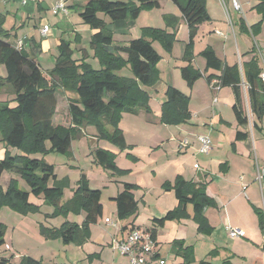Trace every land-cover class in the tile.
I'll use <instances>...</instances> for the list:
<instances>
[{
  "label": "trees",
  "instance_id": "obj_1",
  "mask_svg": "<svg viewBox=\"0 0 264 264\" xmlns=\"http://www.w3.org/2000/svg\"><path fill=\"white\" fill-rule=\"evenodd\" d=\"M170 1L179 8L181 17L164 15L165 29L142 28L140 37L131 40L128 46L114 45V34L99 14L107 16L112 23L135 21L142 12L160 9L161 0L88 1L79 12L83 24L94 32L88 48L81 50L80 59H75L78 52L76 46L81 44L82 37L76 34L72 39H66L63 34L57 46L55 64L48 73L42 71L38 62L42 53L41 44L33 43L30 50L14 47L8 42L11 32L4 28L5 17L0 16V66L6 69V76L0 75V94L9 91L12 95L11 100L0 101V143L5 151L4 157L0 158V211L7 207L22 216L38 214L40 207L31 203L30 197H42L43 204L54 209L47 217L66 219L59 228L40 225V234L46 240H60L64 246L76 247H82L90 240L91 226L96 225L103 217L101 191L92 189L88 178L82 174L72 198L64 202V191L69 187V179L59 180L55 166L47 163L45 156L60 154L71 159L73 141L82 139L85 129L90 127L96 130L99 141H107L121 152L130 150L119 124L124 113H151L150 89L166 97L162 105L161 124L187 125L191 120L190 100L161 79L158 64L162 57L153 46L158 42L171 53L178 41L182 23L189 31V42L183 54V60L188 65L181 69V76L188 87L192 89L201 78H206L209 84L218 79L221 88L232 89L235 96L233 110L237 122L240 126H247L249 121L245 111V85L251 113L257 122L262 121L264 84L260 75L263 66L255 53V47L251 51L252 58L243 63L242 69L238 65L225 64L210 47L200 53L205 61V72L195 69L192 64L194 39L199 26L211 21L207 0ZM253 1L257 2L254 10L263 19L251 27L242 18L238 24L241 33L257 36L264 20V0ZM90 58L97 60L98 69L89 62ZM124 70L129 74L123 73ZM209 70L218 71L221 75L206 76ZM59 91L75 95L68 105L69 126L53 123L57 114ZM11 103H15V106L12 107ZM257 122L253 124V128L261 131ZM236 139L247 140L248 134L238 132ZM47 142L50 143L49 148ZM13 150L18 153L13 154ZM92 156L96 165L112 177L128 174L117 166L116 155L112 152L98 148L92 151ZM127 158L137 161L131 154H127ZM4 173L16 177L10 179L7 188L1 184ZM17 178L26 183L28 191L20 189ZM137 189L136 185L126 183L124 190L113 199L121 223L122 239L137 229L135 222L139 207L133 194ZM163 189L166 192H175L178 206L163 218L153 220L155 227L147 232L154 240L157 238L156 227L162 228L167 222L190 218L187 213L188 205L193 206V220L198 225V232L206 236L212 235L213 228L208 223L205 211L216 207V203L208 197L206 186L188 182L179 176L174 184L166 182ZM255 212L259 219V228L264 234V212L257 208ZM82 214H85V218L81 224L67 220L70 215L78 217ZM5 234L6 226L0 222V248L6 245ZM171 252L181 259L182 264L195 262L194 247H186L183 240L173 241ZM212 256H216L215 253ZM92 257H96V254L89 256L90 259ZM10 261L8 258H0V264H10ZM18 264H43V261L23 256ZM199 264L213 263L204 260ZM222 264H232V261L226 259Z\"/></svg>",
  "mask_w": 264,
  "mask_h": 264
},
{
  "label": "crops",
  "instance_id": "obj_2",
  "mask_svg": "<svg viewBox=\"0 0 264 264\" xmlns=\"http://www.w3.org/2000/svg\"><path fill=\"white\" fill-rule=\"evenodd\" d=\"M54 1L55 0H0V16H4L6 20L4 28L7 31L11 32V38L8 40V42L16 48L17 45L22 42L23 47L27 50L33 48V43L41 44L42 53L39 55L38 61L42 65L43 63L41 61V57L44 55L46 56L48 54H52L54 52L53 50L55 46H58L60 37L63 34L65 35V38H68V34H70L71 39L76 34L80 35L78 30L74 26V23L69 19L68 16L60 17L55 15L57 19L52 25L50 24L48 19H43L45 16L50 14V9L54 4ZM209 1L210 0H207V10L210 15L211 21L199 26L198 34L194 39L195 48L196 44H200V48L198 49L200 51H198V53L200 54L202 51L210 47L215 51L221 61H223L225 64H227L228 66L238 65L242 69L243 63L248 62L252 58L253 54L251 53V51L255 47V53L259 56L261 65L264 69V48L260 47V39L264 37V24L262 25V28L257 36L241 33L238 24L239 20L242 18L246 21L247 26L251 27L262 20L260 14L256 12V16L252 15V21L250 22L248 17L246 16L249 15L248 12H243L244 15L236 13L234 14L232 27L225 26L227 22L223 21L219 17L214 16L210 11ZM219 2L220 0H212L211 4L214 9L219 8ZM242 2L244 3V6L250 7V10H254V7L257 5V3H252V0H242ZM162 4L163 1L161 0L160 9H162ZM68 6L70 8V14L76 11V4L73 2V0H68ZM216 11L218 12L220 10ZM144 13L149 12H142L139 18H141ZM100 15L101 14H99V17H101ZM164 15L165 14H163V16ZM166 15L181 17V14L176 15L175 13ZM139 18L136 21H138ZM101 19L104 20L102 17ZM162 21L164 26H162L160 29H165L164 19ZM135 22L121 21L115 23H107L105 21V23L107 24V28L113 32L114 37L116 34H119L126 38H128L132 30L134 32L138 31ZM47 24L51 26L52 30L49 35L44 38L41 34L40 26H44ZM144 24L145 25H142L141 29L149 27L147 23ZM168 31L171 32L170 29H168ZM216 31L222 32L224 37L217 35ZM93 33L94 32L92 31V34ZM246 36L248 39L255 40V43L252 46L247 45L249 42L247 41V38H245ZM177 40L178 41L176 42L175 47L176 45H181L183 47L182 55L176 58V60H179L180 63H174L171 60L169 64L175 65V68L178 69V73L181 76V69L188 65V63L183 60V54L185 47L189 42L188 27L183 23ZM258 40L260 43L257 42ZM86 44L87 43L84 42V38L82 37L81 44L77 45L76 47L85 48L83 45ZM197 59L194 58L192 62L194 68L205 72V61H199ZM52 68L53 67H51V69ZM208 75L220 76L221 73L218 71L209 70L206 73V76ZM4 76H6V74ZM176 84L173 83L171 86H174V88L179 90L190 100L189 111L191 113V120L187 125L173 126L161 124L160 118L162 115V105L164 102L160 100L158 104V116L154 115V111L151 105L152 103H150L151 113L140 111L137 115L127 113H124L122 115V120L119 126L124 133V137L128 146L131 147V149L125 151L124 154H131L137 159V161H133L126 158L127 160H129V162L124 160V164L128 165L129 169H126L128 167H122L119 164V156H121L123 152H121L118 148L113 145H106L101 148L115 154V162L117 166L122 169L125 168L124 171L128 172L127 175L118 179L116 177H111L110 185L105 187V189L108 190L111 186L115 189L113 193L114 195L110 197L112 204H114L113 214H115L117 222H120L117 217V206L113 199H115L118 194H120L124 190V184H132L127 182L126 179L133 175V169H137L142 166V162L140 161V159L133 154V152L137 150L136 145L128 142L127 134H129L130 136L139 137L145 142L148 141L149 135L147 136V129H142L140 126L142 123H140V117H142V115H144L143 113H145V117H147L145 118L147 120L145 122L150 125L148 128L149 133L151 134L152 132L153 124H156L159 121L161 125H164V127H162V131H164L163 134L166 136L164 139H159V142L156 145L151 146L148 144L149 156L153 157V159H151L153 160V163L150 164V166L153 165V167H151L152 169H150L152 176L149 175V180L151 183L154 181L158 182L159 177L157 176V171L160 170L161 173H164V178L162 179V181L160 180L161 183L159 182L158 186L164 192L166 197H173V200H170V204L164 207L165 213L163 217L169 211L175 209L178 206V200L176 199L175 192H166L164 191L163 186L166 182L174 184L176 178L179 176L188 182L206 186L208 197L214 200V202L216 203V207L208 208L205 211V216L208 220V223L213 228L211 236H206L198 232V225L193 220L194 211L192 205L187 206V213L190 218L182 219L180 221L167 222L164 227L156 228V242L158 244V253L153 258V263L151 262L149 264H155L158 260H164L166 264H169L168 260L165 258V254L170 252L173 255V253L171 252V247L173 241L175 240H183L186 247H194L195 262L193 264H199L204 260L210 261L213 264H222L226 259H230L232 261V264H264V234H262L259 228V219L255 212V208L260 209L255 203L257 199V193L259 190H264V116L261 122H257L254 116L253 120L251 116H248L247 109H245L249 123L247 126H240L237 122L236 115L233 110V106L235 104V96L231 88L223 87L220 88L219 91L215 92L212 89L211 85L207 82L206 78H201L196 81L193 88L191 89L188 87L187 82L182 78V76L180 80L178 79ZM198 88L199 90L197 92ZM4 95L8 96V98L3 99L2 97H4ZM213 95L215 97H213ZM11 97L12 95L5 91L4 93L0 94V101L11 100ZM244 97L246 105L250 110L245 85ZM194 103H196V105L198 104V108L196 110H193L192 107ZM10 105L14 107L15 103H11ZM209 119L210 121L208 123L207 121ZM255 122H257L259 128H261V131L253 128V124ZM212 127L217 131L214 138H212L211 134L209 133V129ZM142 130L144 131V133L141 132ZM173 132L175 135H172L173 137H168L167 134H173ZM238 132L247 133L248 139L244 141H238L236 139ZM93 134L94 135L90 137H85L83 140L86 139L88 141L87 143L92 145L95 142H100L96 137V132H93ZM199 134H207L211 138L213 150L209 155L198 153L199 144L196 140V137ZM173 139H176L178 141ZM251 139H255V141H253V149L255 154L251 151ZM183 140H187L189 145L185 149L179 150V143ZM81 141L82 140H80V142ZM170 142H173L174 144L169 146ZM73 143V157L71 159L75 160L76 158L73 149ZM92 148L90 155H92L93 150L98 149V147L96 148V146H93ZM4 153L5 151L0 152V158L4 157ZM12 153L15 154L13 151ZM90 155L89 157L91 158ZM93 161L94 165H96L94 158ZM257 164H259L262 168L261 171L263 175L261 176L259 174L257 176V173L255 172ZM196 165L199 166L198 169L195 168ZM70 167L72 169H77V167H74L73 165H71ZM55 172H57L56 167ZM5 174L6 173L3 174V177ZM82 174L84 173L82 172L80 174V178ZM56 175L58 176V178L60 177L57 173ZM10 176V179L16 178L12 174ZM262 177L263 179H261ZM18 180L20 181V179ZM257 180L260 182L259 187L256 184ZM113 182L118 183V186L116 188L114 187V185H112ZM133 185H136L138 187V189L134 191L133 194L136 201L138 202L139 212L141 210L140 203L142 202L145 207L143 209H145L147 212L149 211L150 213V210H148L149 205L147 202L150 194L148 195V197L147 194L144 195V188L139 185V183H133ZM77 186L78 185L76 184V186L73 187L70 183L71 192L67 200L72 198L74 191L77 189ZM99 191H101L103 196V191ZM242 191L244 194L238 195L239 192ZM247 193H249V196L247 195ZM30 202L40 207V213H42L43 211H45V214L47 215H50L52 213V208L43 204V199L35 198V200L33 201L31 196ZM101 203L104 208L103 217L98 221L96 225L91 226L92 235L90 240L82 247L75 246V249L73 248L74 245H69L68 249L73 253L71 254V256H66L65 261H63L62 264L129 263V259L125 256L117 254L113 247L115 239L122 240L120 236L121 223L119 224L118 228L112 229V226L106 223V219H110L111 215L109 216L105 213L106 208L104 203L102 202V197ZM154 216L155 215L152 216V224L153 220L157 218ZM84 218L85 214H82L78 219L79 221L76 222L78 224H81ZM250 219H252L254 222L252 224L253 227H255L254 231H247L246 221ZM67 220L69 222H74L71 220V218H68ZM65 221L66 220L64 219L61 225ZM227 225H231L232 227L243 230L245 234L244 238L231 239L226 232ZM135 226L137 229L142 230L137 223V219L135 222ZM66 253L68 252L66 251ZM74 253H76L78 256L77 260L75 259L76 257ZM214 253L216 256H212V254ZM94 254H96V257H92L90 259L89 256H92ZM198 254H200V256H198ZM57 256L59 255L56 254V256L53 258V264H58V261L56 259ZM175 259L176 261L172 264H182L181 259L176 257Z\"/></svg>",
  "mask_w": 264,
  "mask_h": 264
},
{
  "label": "rangeland",
  "instance_id": "obj_3",
  "mask_svg": "<svg viewBox=\"0 0 264 264\" xmlns=\"http://www.w3.org/2000/svg\"><path fill=\"white\" fill-rule=\"evenodd\" d=\"M88 1L90 0H73V2L76 4V11L69 14V19L74 23V26L76 27V29L78 30V32L80 33V35L84 38V42H86V45H83L85 48H78L76 47V50L78 51L76 53V55L74 56L75 59H80L81 58V49L85 50L88 48L89 46V41L92 35V31L89 28V26L83 24L82 20L79 17V12L80 9L83 5H85ZM113 1H117V0H113ZM163 4H162V9H155L152 11H145V12H149V13H144L141 18H139L138 21H133L136 24L137 27V32H134L133 30L131 31V34L128 36V38L123 37L119 34H116L114 37V45L116 46H128L129 42L133 39H137L140 37V29L142 27V25H145L144 23H147V25H149V27H155V28H161L162 26H164L163 24V14H170V13H175L176 15L181 14L179 8L174 5L170 0H162ZM212 0L209 1V5H210V11L213 13L214 16L221 18L223 21H226L227 24H225V26H229L228 23V14L226 12V10L223 8V6L219 5V8L214 9L212 4H211ZM254 2V4H256V1L252 0V3ZM240 3L242 5L243 8V12H248L249 15H246L249 19V21H252V17L255 15L256 16V11L254 10H250V7L248 6H244V3L242 2V0H240ZM207 5V4H206ZM228 10H229V15L231 17V20L233 22L234 19V14L239 13L241 15H244L242 12H235L232 5L228 4ZM52 7V6H51ZM216 10H220V11H216ZM223 14V15H222ZM251 14V15H250ZM253 15V16H252ZM107 23H111V20L101 14L100 15ZM61 17V16H60ZM100 17V18H101ZM261 19H263V17L260 15ZM48 19L50 24L52 25L54 23V21L57 19V17L51 12L50 10V14H48L47 16H45L43 19ZM130 22V21H129ZM263 24H264V20H263ZM43 26H40V29H42ZM70 33V32H69ZM70 38V34H68ZM247 38V36L245 37ZM67 39V37H66ZM247 41L249 42L247 45L252 46L255 43V40L253 39H248ZM258 43L261 42L260 47L264 48V37L257 41ZM198 43V42H197ZM154 48L158 51V53L161 55L162 59L160 61V63L158 64V69L161 72V79L169 84L172 85L173 83H177L178 79L180 80L181 76L178 73V69L175 68V65L169 64L170 61L172 60L174 63H180L179 60H176V58L180 57L183 53V47L181 45H176V47L174 48L173 52H167L165 49H163V47L158 43L155 42L153 44ZM202 47V45H201ZM200 48V44H196V48L194 45V58H198L197 60H203L200 57V54L198 53V50ZM54 52L52 54H48V55H44L41 57V61L43 63V65L39 62L42 71L45 73H48L51 70V67L54 66L55 64V59L56 56L58 55V50H57V46H55ZM263 53V52H262ZM92 57V53L90 52ZM89 62H91L93 64V66L95 68H99V64L97 62V60H93V59H89ZM129 74V72L127 70H124L123 73ZM6 74L5 72V68L4 66H0V75L4 76ZM179 74V75H178ZM214 81H216L215 84H212ZM218 84V85H217ZM178 85V84H176ZM211 87L212 89L217 92L220 90V85H219V81L218 79H214L211 82ZM218 90H217V87ZM174 87V86H173ZM199 88L197 89L198 92ZM9 92V91H8ZM149 92L151 93V100L150 103H152V108L154 111V115L158 116L157 114L159 113L158 111V104L161 101L165 102L166 101V97L163 95H158L154 92L153 89H150ZM202 93V91H201ZM153 97V98H152ZM213 97H215L213 95ZM212 97V98H213ZM3 99L8 98V96L2 97ZM12 98V97H11ZM75 98V95L73 94H69V93H64L62 91H59L57 93V99H58V106H57V114L54 118V125H64V126H69L70 125V117H69V113H68V105H69V100ZM193 110H196L198 108V104L196 105V103H194V105H192ZM245 109H247L248 112V116H251L252 120H253V115L251 114L248 106L246 105L245 102ZM144 115H142V117H140V123H141V128L144 129L146 128V132H147V136L148 137V141L145 142L143 139L139 138V137H135V136H130L128 135V142L132 143L134 145H136V151L133 152V154L135 156H137L140 161L142 162V166L137 168V169H133L134 173L131 177H128L126 179L127 182L129 183H139V185H141L144 188L143 194L146 195L147 197L150 194L149 198L147 199L148 202V210H150L147 212L144 207V204L141 202V210L138 214V218H137V223L139 224V226L141 227L142 230L147 231L150 230L152 227H155L152 224V216L155 215L154 217L157 218H161L164 215V207L167 206L168 204H170V200H173V197H166V195L164 194V192L161 190V188L158 186V183L160 182V180L162 181V179L164 178V173H161L160 170L157 171V176L158 178V182L154 181V182H150L149 180V175L152 176L150 169H152L150 166L151 163H153V157L149 156V151H148V144L149 145H156L159 142V139H164L166 136L163 134L164 131H162V127H164V125H161L159 123V121L156 124H153V129L151 134L148 131L149 128V124H147L145 121H147L145 118L146 114L143 113ZM210 119L207 121L209 123ZM120 125V124H119ZM209 133L211 134L212 138H214L217 133L216 130L212 128L209 129ZM93 132L95 133L96 130L92 127L85 129V136L82 139H77L75 141H73V149L75 152V160L74 159H69L63 155L60 154H50L45 156V160L47 163L52 164L56 167L57 169V174L60 176L58 179H64V178H68L69 179V187H67L64 191V198L63 201L65 202L68 197L70 196V183L71 185L74 187L77 184V181L80 178V174L83 172L88 180L91 183V188L92 189H96V190H102L103 191V196H102V202L105 205V213L107 215H111L110 219H112L114 222H117L116 216L115 214H113L114 211V204H112L111 198L114 194V188L111 186L108 189H105L106 186L110 185L111 182V175L110 173L104 171L102 168L94 165V161H93V156L90 155L91 153V148L93 146H96V148H103L104 146L108 145V146H112L109 142L107 141H103L101 140L100 142H95L93 145L87 143L88 141L85 139L83 140L85 137H90L93 134ZM141 132L144 133V131L142 130ZM133 133V132H132ZM141 133V134H143ZM168 137H173L175 134L173 132V134L169 133L167 134ZM173 135V136H172ZM202 135V134H199ZM97 136V133H96ZM80 140H82L80 142ZM176 140V139H173ZM178 141V140H176ZM253 141H255V139H251V144H252V152L255 154L254 149H253ZM259 142V141H257ZM171 146L172 144H174L173 142L169 143ZM47 147H50V143L47 142ZM93 149V148H92ZM4 148H3V144L0 143V152H3ZM154 151V150H153ZM164 151V150H163ZM14 153H18L17 150H13ZM190 153V151H189ZM89 155L91 156V158L89 157ZM124 154V152L121 154V156H119V164L122 167H128L126 169H129V166L124 164V160H126L127 162H129V160H127V155ZM39 157H42L39 155ZM182 157V156H181ZM155 158V157H154ZM162 160V159H161ZM162 163V162H161ZM73 165L74 167H77V169L75 168H71L70 166ZM120 168V167H119ZM122 169V168H120ZM125 169V168H124ZM122 169V170H124ZM262 168L259 164H257V168H256V173L257 176L258 174L261 176L262 174ZM10 173H6L4 175V177L2 178V186L4 188H7L6 186H8L9 181H10ZM69 176V177H68ZM121 178V177H116ZM263 179V177L261 178ZM161 183V182H160ZM20 184V189L24 190V191H28V186L26 185V183L20 179L19 181ZM256 184L259 187L260 182L257 180ZM262 184V182H261ZM112 185H114V187L116 188L118 186V183H112ZM159 187V188H158ZM70 188V189H69ZM146 188V189H145ZM148 188V189H147ZM240 194H244L243 191L239 192L238 195ZM246 194V193H245ZM247 195L249 196V193H247ZM140 198V197H139ZM42 199V197H41ZM32 200H35V197L32 196ZM146 200V199H145ZM258 207L264 212V190L262 189L261 191L259 190L257 193V199L255 202ZM49 207V206H48ZM52 208V207H50ZM47 212V211H46ZM54 212V209L52 208V213ZM51 213V214H52ZM50 214V215H51ZM45 214V211H43L42 213H38V214H30L28 216H22L16 212H14L13 210H11L10 208H2L0 211V222L3 223L6 226V234H5V240H6V245L3 246L2 248H0V258L1 257H7L8 259H11V263L10 264H18L20 262L21 257L23 256H27V257H32L35 260H43V264H53V258L57 255V263L58 264H62L63 261H65V257L67 256H71V254L73 253L72 251H70L68 249V246H64L60 240H56V241H51V240H46L45 237H43L40 234V225L44 224L43 226L45 227H59L61 225V223L63 222V220L65 218L63 217H56V218H51V217H47L50 216ZM80 216L75 217L73 215H71L68 218H71L72 221L76 222L79 221ZM67 218V219H68ZM66 220V219H65ZM253 220L250 219L248 221H246L247 224V231H254L255 227H253ZM112 229H114L115 227H111ZM157 228V227H156ZM73 248L75 249L76 247L73 246ZM66 251L68 253H66ZM117 253V252H116ZM118 254V253H117ZM75 255V259H78V256L76 253H74ZM198 256H200V254H198ZM165 258L168 260L169 264H172L176 261L175 257L170 253H166L165 254Z\"/></svg>",
  "mask_w": 264,
  "mask_h": 264
},
{
  "label": "built area",
  "instance_id": "obj_4",
  "mask_svg": "<svg viewBox=\"0 0 264 264\" xmlns=\"http://www.w3.org/2000/svg\"><path fill=\"white\" fill-rule=\"evenodd\" d=\"M221 5L226 10L228 14V23L232 27L233 22L229 15L228 4H231L235 12H242L243 8L240 3V0H230L227 2L226 0H220ZM51 12L54 15L67 17L70 14V8L68 6V0H55L54 4L51 7ZM52 28L50 25H44L41 29V34L44 38H46L51 32ZM216 34L224 37L222 32L216 31ZM23 47V43L20 42L17 45L18 49ZM260 79L264 84V69L260 75ZM214 81L212 84H215ZM218 85V84H217ZM217 87V86H216ZM218 90V87H217ZM196 140L199 144L198 153L203 155H209L213 150V144L211 138L207 134L198 135ZM189 145L187 140H183L179 143V150L185 149ZM196 169L199 168L198 165L195 166ZM106 223L111 225L112 227L118 228L120 222H114L111 219H106ZM226 232L231 239H239L244 238V231L232 227L231 225L226 226ZM114 250L121 256H125L129 259L128 264H149L153 263V258L158 253V244L156 240H154L151 234L147 231H142L139 229L134 230L132 233L128 234L124 239L114 240ZM155 264H166L164 260H158Z\"/></svg>",
  "mask_w": 264,
  "mask_h": 264
}]
</instances>
